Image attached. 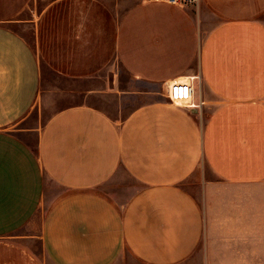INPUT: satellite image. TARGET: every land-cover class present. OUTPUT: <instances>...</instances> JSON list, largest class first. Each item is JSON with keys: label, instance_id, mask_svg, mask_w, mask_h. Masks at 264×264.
Returning a JSON list of instances; mask_svg holds the SVG:
<instances>
[{"label": "crops", "instance_id": "1", "mask_svg": "<svg viewBox=\"0 0 264 264\" xmlns=\"http://www.w3.org/2000/svg\"><path fill=\"white\" fill-rule=\"evenodd\" d=\"M43 190L52 264H264V0H0V238Z\"/></svg>", "mask_w": 264, "mask_h": 264}, {"label": "rangeland", "instance_id": "2", "mask_svg": "<svg viewBox=\"0 0 264 264\" xmlns=\"http://www.w3.org/2000/svg\"><path fill=\"white\" fill-rule=\"evenodd\" d=\"M195 4V3H194ZM25 33H27V35L30 36L31 31H26ZM118 68L120 70L121 67L118 65ZM49 79L48 82H54L55 85H59V87H62L65 85V82L62 81L61 79H59L58 77L52 75L51 73H49L48 75ZM51 77V78H50ZM58 98V100H61V96L56 97ZM73 101H96L95 99H90V96L87 97L86 95L82 94L81 96H78L76 99H74ZM63 103H65V101H61L59 103V105H62ZM59 107V106H58ZM46 115H44L43 112H41V110H39L38 106L36 108H34L32 114H31V118L34 121H39V120H43L45 118ZM29 125H32L33 127H37L40 124H42L43 122H26ZM24 125V124H22ZM200 175V173H197L196 176H191V178H189L184 184L186 186L192 185L195 177L197 178ZM56 191H42L41 194V198L39 201V212L37 213L36 217L33 219V221L31 222V225H29L28 227L24 228V229H17V231L13 230V234H11V237H5V238H0V245L5 246V247H9L12 246L11 243L15 242L17 239L20 241H23L27 244H29L31 246V249L33 250L34 254L39 258L41 264H52L51 260L49 259L47 253L45 252L44 248H43V244L41 239L36 235L33 236L32 234H38V227H39V223L40 221H42L43 218V214L47 208L48 202L50 201L51 196L55 193ZM11 232V233H12ZM35 232V233H34ZM124 264V262L122 263Z\"/></svg>", "mask_w": 264, "mask_h": 264}, {"label": "built area", "instance_id": "3", "mask_svg": "<svg viewBox=\"0 0 264 264\" xmlns=\"http://www.w3.org/2000/svg\"><path fill=\"white\" fill-rule=\"evenodd\" d=\"M168 2L176 5L194 4L197 0H157ZM195 77H188L183 80H177L169 85L168 98L172 104L183 106L186 108H195L196 104L193 103V80Z\"/></svg>", "mask_w": 264, "mask_h": 264}]
</instances>
